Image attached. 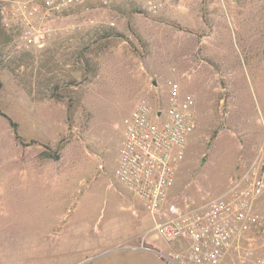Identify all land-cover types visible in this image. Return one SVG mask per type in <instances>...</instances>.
<instances>
[{"label": "rangeland", "instance_id": "1", "mask_svg": "<svg viewBox=\"0 0 264 264\" xmlns=\"http://www.w3.org/2000/svg\"><path fill=\"white\" fill-rule=\"evenodd\" d=\"M251 2L0 0V264H110L118 227L153 223L115 173L125 118L164 103L168 80L196 102L169 196L226 188L264 142V0ZM253 241L264 258V232Z\"/></svg>", "mask_w": 264, "mask_h": 264}, {"label": "built area", "instance_id": "2", "mask_svg": "<svg viewBox=\"0 0 264 264\" xmlns=\"http://www.w3.org/2000/svg\"><path fill=\"white\" fill-rule=\"evenodd\" d=\"M68 3L72 0H62ZM37 9L32 6L30 12ZM43 31L27 42L42 44ZM164 103L152 106L140 99L125 118L115 176L138 196L153 218L155 231L166 242L183 241L178 249L154 250L166 264H264L254 256V235L264 232V211L257 209L264 193V142L218 195L200 199L169 196L175 165L196 126L195 98L182 93L176 81H167ZM232 256V257H229Z\"/></svg>", "mask_w": 264, "mask_h": 264}, {"label": "crops", "instance_id": "3", "mask_svg": "<svg viewBox=\"0 0 264 264\" xmlns=\"http://www.w3.org/2000/svg\"><path fill=\"white\" fill-rule=\"evenodd\" d=\"M258 2L260 3V0ZM251 3H253L251 0H245V7L250 8L252 6ZM72 34L76 35V33ZM64 36L65 34L62 35V37ZM77 37L79 38L80 36L77 35ZM140 222H143V220L141 219ZM152 227L153 223L151 224L149 220L146 224L126 223L121 225L120 228L118 227L124 233L125 238L115 245L116 257L111 260L110 264H166L157 256L154 250L141 248L139 246L141 239L144 238V242L153 249L161 250L178 249L183 244V241L168 243L155 231H151ZM116 230L117 227L115 228ZM87 238V246L96 247L98 239L96 240L88 235ZM230 264L233 263L230 262Z\"/></svg>", "mask_w": 264, "mask_h": 264}, {"label": "trees", "instance_id": "4", "mask_svg": "<svg viewBox=\"0 0 264 264\" xmlns=\"http://www.w3.org/2000/svg\"><path fill=\"white\" fill-rule=\"evenodd\" d=\"M8 120H9L11 126H12L13 129H14L15 137H16V138H20V136H19V134H18V132H17V128H16V126H17L16 122H14V121H13L12 119H10V118H8ZM33 141H34V140L32 139L31 142H33Z\"/></svg>", "mask_w": 264, "mask_h": 264}]
</instances>
